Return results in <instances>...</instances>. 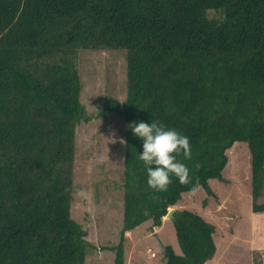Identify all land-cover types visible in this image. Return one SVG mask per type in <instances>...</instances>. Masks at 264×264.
<instances>
[{
  "label": "trees",
  "instance_id": "trees-1",
  "mask_svg": "<svg viewBox=\"0 0 264 264\" xmlns=\"http://www.w3.org/2000/svg\"><path fill=\"white\" fill-rule=\"evenodd\" d=\"M210 11L218 13L210 16ZM127 53V95L99 115L158 121L189 138L188 179L147 183L142 141L127 128L121 238L104 249L126 264V231L163 224L210 180L227 181L228 149L247 142L253 210L264 211V0H0V264H85L87 228L73 217L80 50ZM166 264H205L216 225L189 208L172 216ZM257 260V258H255ZM236 264H264L237 262Z\"/></svg>",
  "mask_w": 264,
  "mask_h": 264
},
{
  "label": "rangeland",
  "instance_id": "rangeland-1",
  "mask_svg": "<svg viewBox=\"0 0 264 264\" xmlns=\"http://www.w3.org/2000/svg\"><path fill=\"white\" fill-rule=\"evenodd\" d=\"M210 16L218 15L210 11ZM127 53L113 49L80 50L81 100L88 122L77 127L73 217L87 228L90 245L85 264H116L115 251L104 249L121 238L126 121L118 111L99 115L107 101L127 95ZM227 181L210 180L215 194L199 187L184 193L175 209L189 208L216 225V256L205 264H236L264 257V211L253 210L251 152L247 142L228 149ZM83 192V195H81ZM264 204V194L259 199ZM126 264H166L165 246L181 252L172 217L161 226L145 221L126 231ZM156 255V256H155ZM256 260V261H257Z\"/></svg>",
  "mask_w": 264,
  "mask_h": 264
},
{
  "label": "clouds",
  "instance_id": "clouds-1",
  "mask_svg": "<svg viewBox=\"0 0 264 264\" xmlns=\"http://www.w3.org/2000/svg\"><path fill=\"white\" fill-rule=\"evenodd\" d=\"M127 128L142 141L139 159L143 161L147 183L150 187L158 191L166 190L171 175H174L180 182L188 179L189 169L177 158L181 153L185 159L190 157L191 148L187 136L175 129L166 128L154 120L150 122L140 119L133 120L128 123ZM257 255L254 258H257ZM253 261L256 262L255 259ZM262 262L264 263V257Z\"/></svg>",
  "mask_w": 264,
  "mask_h": 264
},
{
  "label": "water",
  "instance_id": "water-1",
  "mask_svg": "<svg viewBox=\"0 0 264 264\" xmlns=\"http://www.w3.org/2000/svg\"><path fill=\"white\" fill-rule=\"evenodd\" d=\"M175 209H170L169 212L167 213V216L172 217Z\"/></svg>",
  "mask_w": 264,
  "mask_h": 264
}]
</instances>
